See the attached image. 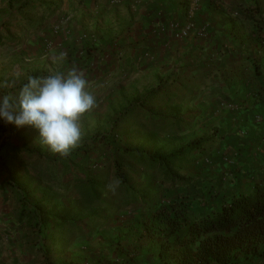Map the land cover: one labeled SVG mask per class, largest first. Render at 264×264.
I'll list each match as a JSON object with an SVG mask.
<instances>
[{"label": "trees", "instance_id": "1", "mask_svg": "<svg viewBox=\"0 0 264 264\" xmlns=\"http://www.w3.org/2000/svg\"><path fill=\"white\" fill-rule=\"evenodd\" d=\"M23 3L17 6L18 13L29 3L45 7L47 16L53 13L50 5H44L47 0ZM258 39L264 47V35ZM68 56L77 63V57ZM44 76L47 74L39 72L32 77ZM15 90H10L12 96ZM120 105L112 121L97 115L100 128L89 132L83 139L85 145L71 149L67 156L48 147L39 153L41 145H27L29 135L24 134L23 127L0 120V137L4 138L0 145V191L10 190L17 196L18 220L28 223L33 236L40 240L45 264H53V247L64 240L68 244L70 239L65 234L79 235L92 224L109 228L116 222L123 240L114 243L103 239L98 250L88 252L95 255L90 264H139L142 255L144 259L155 257L159 264H264V182L254 183L246 193L226 194L217 187L212 194L215 184L207 179L200 181L201 188L210 191L207 199L199 202L184 196L183 190L195 180L182 173L189 167L204 166L208 149L204 138L183 140L182 102L173 101L160 82L141 97ZM27 129L34 133L31 139L39 140L37 130ZM6 131L10 132L4 137ZM136 137L142 138L140 144L130 145ZM16 140L21 144L12 145ZM99 147L110 150L111 160L106 166L90 167L92 154ZM33 149L45 164L32 174L21 165L20 156ZM54 170L59 172L58 178H44L45 172L50 176ZM134 170L142 176L139 185L129 179ZM68 173L73 176L66 177ZM60 182L65 191L55 192L52 185ZM216 193L222 198L216 199ZM90 237L88 233L85 239ZM110 245L112 249H108ZM144 259L140 264H146Z\"/></svg>", "mask_w": 264, "mask_h": 264}, {"label": "crops", "instance_id": "2", "mask_svg": "<svg viewBox=\"0 0 264 264\" xmlns=\"http://www.w3.org/2000/svg\"><path fill=\"white\" fill-rule=\"evenodd\" d=\"M4 2L13 6L11 0ZM17 3L24 4L23 0ZM59 4H44L52 7L50 16L45 7L33 4L40 10L41 23L36 25L42 34L29 51H20L23 56L43 62L46 56L58 59L68 50L77 63L66 58L58 63L59 70L75 67L96 100L104 92L103 100L122 102L126 100L123 88L149 75L153 88L161 82L173 101L182 102L183 132L191 121L200 134H208L199 139L219 148L206 157L216 164L211 166L223 175L221 180L228 177L226 194L246 193L254 183L264 182V47L258 39L264 35V0H66ZM23 13H14V21L18 23ZM47 20H52L48 27ZM173 24H192L203 37L180 38L170 29ZM47 40L60 42L51 54L44 53ZM4 41L0 40L2 50L9 48ZM4 196L8 204L14 203L10 190ZM7 211L0 213V264H45L32 228L18 220L11 206ZM94 256L86 253L73 262L90 264ZM62 258L59 253L57 260ZM143 259L139 256V264ZM144 261L159 264L151 255Z\"/></svg>", "mask_w": 264, "mask_h": 264}, {"label": "rangeland", "instance_id": "3", "mask_svg": "<svg viewBox=\"0 0 264 264\" xmlns=\"http://www.w3.org/2000/svg\"><path fill=\"white\" fill-rule=\"evenodd\" d=\"M5 0H0V39H12L10 40L9 43H7L6 47L2 50L0 47V96H3L5 94L7 95H12L10 90L16 89L14 96H16L19 92L18 89L21 88V86L25 83H27V79L29 76H34L35 73H46L47 76L57 74V73H63L66 74L68 72V66L65 69L64 67L59 70L58 63L62 62L66 58H68V50L64 55L58 56V59L54 57L45 58V61L40 62L36 59V57L32 56H23L20 51L23 49L24 51H29V48L34 47V45L37 44L38 42V37L42 34L38 29H37V23H41L40 19L41 17L37 14V11H40L38 7H34L32 5L28 6V8H25V11H23V15L21 16L22 20L15 22L14 20V13H17V5L22 0H13V6H8ZM66 1V0H57L56 2H53V0H47V3H60L59 5L62 6L61 2ZM63 9V7H61ZM65 11V10H64ZM39 13V12H38ZM63 12H61L62 15ZM68 16V13L65 14V16L60 19L63 20ZM5 17V18H3ZM58 20L57 22H59ZM26 22L29 24H19V22ZM31 22V24H30ZM52 20L48 23V20L46 21L47 27L50 25ZM63 22V21H62ZM55 31V30H54ZM58 34V33H57ZM15 39V40H13ZM19 41V42H17ZM60 42L58 41H53V40H47L45 42V54H51L53 50L57 48V45H59ZM62 46V45H61ZM29 47V48H28ZM67 48V47H65ZM23 51V52H24ZM31 51V50H30ZM27 54V53H26ZM31 54V53H30ZM21 56V58H20ZM145 77L142 81H138L134 83L133 85H128L125 86L123 89L124 91L121 93V95H125L124 97L127 102L131 101L136 96H142L143 94L147 93L150 91L151 88H153L150 80L152 78L149 77V75L143 76ZM99 92H102L101 90H97ZM95 89H93V93L97 92ZM116 92L114 95L111 94V96L115 97ZM102 96L105 97L104 92L103 95H101L98 100H96V107L89 111L88 113L84 114V116L81 118L79 121L80 128H81V139L80 142L77 146L81 145L84 141L83 139L88 136L89 132H92V130H95L97 128H100V122L97 121L98 116L101 115L102 117L110 119L112 121L113 118H115V112L117 110L121 109L120 105V100L117 98H114L113 100H109L104 98L102 99ZM109 121V122H110ZM102 126V125H101ZM24 128V134L29 135L27 145H41V150L39 153H44V148L47 146L43 144L39 138L38 139H31L33 137L34 133L30 134L32 130L27 129L28 127H23ZM104 128V127H103ZM188 130L183 134L182 138L185 140V142L189 141H194L199 139L200 137H207L208 134H200L199 129L197 126H193L191 121L188 124ZM10 131H6L4 133V137L8 136ZM22 136V135H20ZM24 137V136H23ZM143 137V136H141ZM169 138V137H167ZM170 139V138H169ZM142 138L136 137L135 139H132V143L130 145H138L140 144V141ZM4 138L0 137V145L3 144ZM16 141H11L12 145H20L21 142ZM160 141H165L163 137H161ZM169 140L167 139L166 142ZM24 143V142H23ZM26 143V142H25ZM85 145V143H83ZM125 145L124 143H122ZM23 145V144H22ZM88 145V144H87ZM206 150L208 149L209 154H211L210 151H213V149H219L218 147L216 148L215 145H206ZM208 147V148H207ZM219 151V150H218ZM72 153V152H71ZM74 152L75 158L78 159L77 161L80 160V154L77 156ZM53 154L52 152L50 153V156ZM73 154V153H72ZM111 152L110 150H104V148H98V150H95L94 153L92 154V159L93 161L90 162L89 166L90 167H96V166H106L109 163V160H111ZM208 156V154L206 155ZM21 159H22V164L24 167L29 168L30 172L33 174L36 170L38 169H43V164H45L44 160L40 158V155L38 154L37 151L29 150L27 154H21ZM228 160V159H226ZM231 162L230 160H228ZM92 163V164H91ZM95 165V166H94ZM215 166L216 164L210 163V159L208 157H205L204 161V166H194V167H189L184 171L182 174L183 176H188V178L195 180L191 184L190 187L187 188V190H183V195L184 196H189L190 198H194L195 201H204L205 199L208 198L209 196V190L208 189H203L201 188V183L200 181L210 179L213 184H215V187H210L212 188V191L210 193L214 194L215 191H217V187H220V191L226 190V184H228V177L225 176L221 180V176H218V172H213L216 171L215 169L212 168V166ZM218 165V164H217ZM218 169V168H217ZM72 173L74 172V169L70 170ZM139 170H134L132 174H129V179L131 183H134L135 185H139L142 179V176L140 174ZM20 172L23 174V170H20ZM54 173V175H51ZM50 176H44V178H48V180H55L56 178L59 177V172L57 170H54ZM73 174L68 173L66 177H72ZM220 177L221 185L218 184L217 182V177ZM0 178V184L1 180ZM52 189L54 191L61 190V192L65 191V188L63 187V184L60 182V185L53 184ZM209 188V189H210ZM181 195V197L183 196ZM65 197L68 199L70 197V193L68 192ZM216 199H221L222 196L220 194L216 193L215 195ZM215 199V198H214ZM14 203L8 204L7 198L4 196V192L0 195V213L7 214V209L8 206H11L12 212L13 209L15 210V207L17 205V196L14 195L13 197ZM32 201V200H29ZM36 201V200H35ZM33 202V201H32ZM6 206V207H3ZM35 206V205H34ZM90 233L91 237L88 238L87 240L85 239L87 237V234ZM123 232L119 225L117 224H112V226L104 227L102 225L98 224H92L91 226H88L85 228V230L82 231L79 235H72V234H65L64 237H68L70 239L68 241V244H66L65 240L63 242H59L57 246L53 247V254H51L52 257V263L53 264H64V263H71L73 261H76L77 259H84V255L88 252L95 251V249H99L100 246H98L99 243L103 241V239H106L108 241H113L114 243H117L118 240H123L122 238ZM56 237H54V240ZM112 242V243H113ZM88 249V245H90ZM60 244V245H59ZM61 247V248H60ZM60 248V249H59ZM91 248V250H90ZM112 249L113 246H108V249ZM56 249V250H54ZM59 253H62V260H57V255ZM55 260V261H54ZM74 263V262H73Z\"/></svg>", "mask_w": 264, "mask_h": 264}, {"label": "clouds", "instance_id": "4", "mask_svg": "<svg viewBox=\"0 0 264 264\" xmlns=\"http://www.w3.org/2000/svg\"><path fill=\"white\" fill-rule=\"evenodd\" d=\"M87 81L75 67L66 74L29 76L16 96H0V120L31 127L52 152L67 156L81 139L79 121L96 107Z\"/></svg>", "mask_w": 264, "mask_h": 264}, {"label": "built area", "instance_id": "5", "mask_svg": "<svg viewBox=\"0 0 264 264\" xmlns=\"http://www.w3.org/2000/svg\"><path fill=\"white\" fill-rule=\"evenodd\" d=\"M170 29L176 32L180 38H188L192 35L196 37H203V33L201 31H196L193 29L192 24H186L184 26H179L176 24L170 25Z\"/></svg>", "mask_w": 264, "mask_h": 264}]
</instances>
